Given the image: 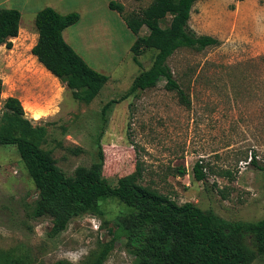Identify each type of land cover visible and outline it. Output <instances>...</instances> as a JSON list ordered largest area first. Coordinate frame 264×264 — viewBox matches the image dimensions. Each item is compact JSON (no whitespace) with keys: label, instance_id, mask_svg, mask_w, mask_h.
<instances>
[{"label":"rangeland","instance_id":"obj_1","mask_svg":"<svg viewBox=\"0 0 264 264\" xmlns=\"http://www.w3.org/2000/svg\"><path fill=\"white\" fill-rule=\"evenodd\" d=\"M125 8L111 10L109 2ZM153 0H0V9H17L21 29L13 47L0 46V109L18 98L26 118L47 130L44 149L52 150L67 175L96 160L97 143L105 153L103 176L113 186L143 168L140 183L178 205L192 203L228 221L264 219V0L197 2L189 22L197 36H211L218 46L178 50L168 61L174 78L190 99L157 87L119 100L136 76L148 70L155 51L133 62L138 36L125 18L141 14ZM47 7L79 13L80 22L64 33L67 43L99 73L109 78L90 104L80 102L63 80L32 55L37 43L36 15ZM57 11V12H58ZM171 20L168 17L167 22ZM164 24V25H165ZM142 28L139 36L147 37ZM255 159L257 164L251 161ZM204 166L205 180L195 177ZM185 175H181V172ZM35 184L16 146H0V253L27 264H90L115 234L114 220L125 209L116 199L99 214L74 219L52 236L49 218L33 219ZM105 264H136L120 239ZM253 264H264L258 258Z\"/></svg>","mask_w":264,"mask_h":264},{"label":"trees","instance_id":"obj_2","mask_svg":"<svg viewBox=\"0 0 264 264\" xmlns=\"http://www.w3.org/2000/svg\"><path fill=\"white\" fill-rule=\"evenodd\" d=\"M213 0H153L141 14L124 20L130 31L138 36L131 53L133 62L141 65L139 57L147 50L155 51L152 66L135 77L130 89L119 99L125 101L139 91L153 89L166 81L170 91H176L182 104L191 106L190 99L174 78L169 59L180 49L200 51L219 45L211 36H197L189 26L197 2ZM111 10L123 14L122 4L111 1ZM171 20L167 25L168 17ZM22 15L17 9H0V46L11 49L12 40L21 29ZM79 13L62 15L51 7L41 10L35 19L38 39L32 55L54 77L63 80L82 103H92L109 78L99 73L67 43L65 31L80 22ZM165 24V25H164ZM147 37L139 36L142 28ZM0 79V94L2 93ZM47 130L34 126L26 118L21 101L8 97L0 109V146H16L38 199L32 208L33 219L49 218L56 237L70 223L86 214H99L103 203L118 200L125 209L114 220L116 229L111 244L90 264H105L118 240H124L126 251L136 264H253L264 259V219L257 222L228 221L213 211H203L192 203L178 205L168 196L140 183L143 168L137 163L136 172L121 178L113 186L103 176L105 153L97 143L96 160L90 167L81 166L73 175L58 167L53 151L44 149ZM253 165L257 162L251 161ZM198 181L206 178L204 166L194 169ZM181 175H185L184 171ZM0 253V264H27L21 258Z\"/></svg>","mask_w":264,"mask_h":264},{"label":"crops","instance_id":"obj_3","mask_svg":"<svg viewBox=\"0 0 264 264\" xmlns=\"http://www.w3.org/2000/svg\"><path fill=\"white\" fill-rule=\"evenodd\" d=\"M116 2V1H115ZM109 4H110V2H109ZM53 9H55L56 11H58V9L56 8V7H53ZM60 14H62V15H67V14H70V13H63L62 11H58Z\"/></svg>","mask_w":264,"mask_h":264}]
</instances>
